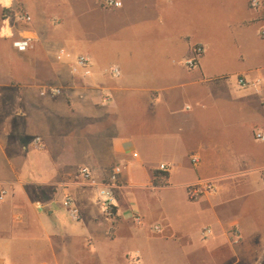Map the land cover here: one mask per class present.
Masks as SVG:
<instances>
[{
  "label": "crops",
  "instance_id": "1",
  "mask_svg": "<svg viewBox=\"0 0 264 264\" xmlns=\"http://www.w3.org/2000/svg\"><path fill=\"white\" fill-rule=\"evenodd\" d=\"M117 1L0 0V264H129L134 253L118 245L146 230L211 250L234 230L236 261L247 241L261 255L264 0L258 9L250 0ZM24 38L31 45L20 52L13 43ZM195 46L203 55L187 69ZM79 56L90 60L86 78ZM116 167L117 214L107 220L98 187L75 175L88 168L99 185ZM193 185L213 192L190 201ZM174 203L195 236L163 212ZM151 206L163 230L150 224ZM190 210L211 223H193Z\"/></svg>",
  "mask_w": 264,
  "mask_h": 264
},
{
  "label": "rangeland",
  "instance_id": "2",
  "mask_svg": "<svg viewBox=\"0 0 264 264\" xmlns=\"http://www.w3.org/2000/svg\"><path fill=\"white\" fill-rule=\"evenodd\" d=\"M143 201L144 204L147 205V200L145 199ZM167 208L168 209H164L163 212L171 216L172 220H175L178 231L182 233L189 230L194 235L196 231L194 226L185 227L182 219L183 214L180 212L182 208L180 203H174L172 208ZM148 212L150 224H154L153 226L156 224V226L163 230L162 224H160L161 222H156L159 221L160 217L154 206H151ZM189 213L192 216L193 223H198V225L211 223L209 219L201 220L197 218L194 210H190ZM235 233L234 230L230 231L231 241H228L227 244L219 242L222 244L216 245L214 250H211V248L200 246L197 241H186L185 239L179 238L159 240L153 238V233L146 230L133 237L131 240H126L129 242H120L118 251L119 253L125 251L128 254H135L138 252L142 264H264V253L259 256L258 253H256V248H258V250L262 249V247H260L261 245L258 247L256 241H247L242 258L239 261L235 260V257L231 254L232 248L238 249L243 247L241 241L238 240V242L235 243L236 238L233 237ZM192 239L191 237V240Z\"/></svg>",
  "mask_w": 264,
  "mask_h": 264
},
{
  "label": "built area",
  "instance_id": "3",
  "mask_svg": "<svg viewBox=\"0 0 264 264\" xmlns=\"http://www.w3.org/2000/svg\"><path fill=\"white\" fill-rule=\"evenodd\" d=\"M103 5L107 8L119 9L122 7V3L117 0H102ZM262 4V0H250V6L253 9H258ZM18 21L22 24H29L31 22V17L24 13L18 14ZM261 37L264 38V31L261 32ZM31 38H24L21 40H17L13 43L15 49L20 52L26 51L31 45ZM204 48L202 46H195L192 48V56L187 58L184 61V65L187 69H195L198 66V60L203 55ZM76 66L81 70L82 77H88L90 75V60L86 56H79L75 59ZM109 73L112 76H118L119 70L115 67L109 69ZM238 85L240 87H248L249 84L244 79H239ZM53 94H60L59 89H51L50 91ZM255 139L259 141H264V135L255 134ZM34 144L37 147H42V143L38 140H34ZM191 162L194 165L198 164V159L195 157L191 158ZM159 170L162 172H167L168 168L165 165H161ZM121 173V168L116 167L112 170V172L107 176V180L104 183L96 184L93 172L88 168H81L75 175L76 179L82 180L89 184L98 187V194H97V205L100 210V214L104 219L112 220L117 214V199L115 195V188L117 183V177ZM204 190L206 192H213V189L210 185H207L204 189L201 185H193L188 188V198L190 201H197L203 194ZM7 192L5 189H0V202L3 201ZM73 200L70 197H66L64 201V207L68 210L70 216L73 220L79 221V216L73 208ZM133 220L136 224L142 223V218L140 216H133ZM157 231L159 230L158 227L155 228ZM211 235V230L209 228L203 229V236L207 237ZM233 237L236 238L235 243L238 242L239 237L238 234H233ZM129 264H141V260L139 254L136 253L131 255L127 258Z\"/></svg>",
  "mask_w": 264,
  "mask_h": 264
},
{
  "label": "trees",
  "instance_id": "4",
  "mask_svg": "<svg viewBox=\"0 0 264 264\" xmlns=\"http://www.w3.org/2000/svg\"><path fill=\"white\" fill-rule=\"evenodd\" d=\"M164 179H166V175L165 176H163V178L161 179V180H163L164 181ZM161 182H159V184H160ZM155 184H157L156 182H155ZM161 184H163V183H161Z\"/></svg>",
  "mask_w": 264,
  "mask_h": 264
}]
</instances>
